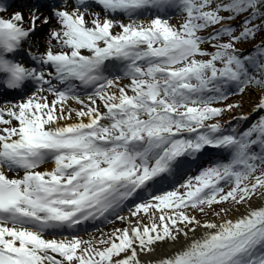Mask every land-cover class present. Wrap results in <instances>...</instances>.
Returning <instances> with one entry per match:
<instances>
[{"label": "snow or ice", "instance_id": "1", "mask_svg": "<svg viewBox=\"0 0 264 264\" xmlns=\"http://www.w3.org/2000/svg\"><path fill=\"white\" fill-rule=\"evenodd\" d=\"M261 33L264 0H0V264H264Z\"/></svg>", "mask_w": 264, "mask_h": 264}, {"label": "rangeland", "instance_id": "2", "mask_svg": "<svg viewBox=\"0 0 264 264\" xmlns=\"http://www.w3.org/2000/svg\"><path fill=\"white\" fill-rule=\"evenodd\" d=\"M174 20H175V19H174ZM262 36H264V33L259 34V35L257 36V39H260ZM254 43H255V41H251V42H249V43H247V44H240V45H238V47L244 49L245 51H248V50L251 49V45L254 44ZM255 99H256V96H255L254 93H253V94L244 95L243 97H241L240 95H235V96L230 97V98H229V101H230V102H231V101H235V100H242V101H243V104H242V106H241L240 108H237V109H235V110H233V111L227 112V113L222 117V119L227 120L229 117H236V116H238V115H239L240 113H242V112L251 113V112L253 111V107H254V101H255ZM256 117H257V116H256ZM256 117L248 118L247 120L244 121V123H245V124L250 123V122H251L252 120H254ZM217 206H219V205H217ZM241 209H244V207H243V206H240L239 211H240ZM232 212L235 213V212H237V211L234 210V211H232ZM232 212H231V213H232ZM197 215H199V214H197ZM215 218H216V217L211 218V219H215ZM91 235H96V234L91 233Z\"/></svg>", "mask_w": 264, "mask_h": 264}, {"label": "bare ground", "instance_id": "3", "mask_svg": "<svg viewBox=\"0 0 264 264\" xmlns=\"http://www.w3.org/2000/svg\"><path fill=\"white\" fill-rule=\"evenodd\" d=\"M170 23H172V22H170ZM173 24H176V23H173ZM260 203H261V201L259 199H254L253 200V204L254 205H259ZM217 207H219V206H217ZM243 211H244V209H241L238 212H235V213L232 212V213H230V215L233 216V217H235V216H238L239 214H241ZM197 214H199V213H197ZM209 218H214V217L209 216ZM117 227H123V225L120 222H118L117 223ZM199 231L200 230H197V234H199ZM87 236H84V238H87ZM184 243H186V241H185V239L183 237H181L179 239V241H177L176 243H165V244L159 246L158 249H157V251L154 252L151 256L145 255V256H142V259L149 260V259L155 258L157 256H161V255L168 254L173 249L179 247L180 245H183Z\"/></svg>", "mask_w": 264, "mask_h": 264}]
</instances>
